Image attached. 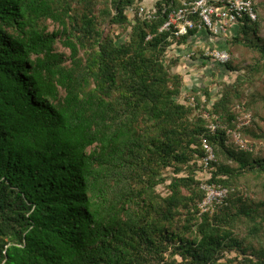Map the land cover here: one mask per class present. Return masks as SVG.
<instances>
[{
  "label": "trees",
  "instance_id": "obj_1",
  "mask_svg": "<svg viewBox=\"0 0 264 264\" xmlns=\"http://www.w3.org/2000/svg\"><path fill=\"white\" fill-rule=\"evenodd\" d=\"M142 1L0 0V264H264V92L246 94L264 72V0L227 38L236 79L187 100L167 52L198 31L162 29L180 1L151 16ZM238 44L252 62L235 63ZM243 98L248 149L230 141ZM204 141L229 189L213 212Z\"/></svg>",
  "mask_w": 264,
  "mask_h": 264
},
{
  "label": "built area",
  "instance_id": "obj_2",
  "mask_svg": "<svg viewBox=\"0 0 264 264\" xmlns=\"http://www.w3.org/2000/svg\"><path fill=\"white\" fill-rule=\"evenodd\" d=\"M181 4L175 7L169 14V19L162 29H171L176 36L187 34L191 30L198 33L206 31L211 38L215 36H232L239 26V20L249 19L256 21L259 17L256 9V0H177ZM135 8L131 7L129 13L134 15ZM137 12V11H136ZM140 15L151 16L149 9L144 5L139 6ZM198 35V34H197ZM197 48V47H196ZM190 57L196 55L195 47L188 54ZM202 56L209 62L223 65L227 63L231 54L227 48L205 47ZM239 115L235 129L231 133L240 143L238 146L244 149L249 148V142L242 136L241 129L252 121V114L246 109L244 104L236 105ZM212 131L217 129L214 122L209 124ZM204 154L200 161L203 166L198 171V179L201 188L206 192V196L200 203L203 212H213L218 205L222 204L229 194V189L218 182L212 181L213 163L217 161L216 150L208 142H203Z\"/></svg>",
  "mask_w": 264,
  "mask_h": 264
},
{
  "label": "rangeland",
  "instance_id": "obj_3",
  "mask_svg": "<svg viewBox=\"0 0 264 264\" xmlns=\"http://www.w3.org/2000/svg\"><path fill=\"white\" fill-rule=\"evenodd\" d=\"M157 0H143L140 2L141 5H144L147 9L153 8L155 6ZM260 1V0H258ZM260 13L264 18V7L260 8ZM132 16V14H130ZM118 32V31H117ZM261 35L264 36V22L261 29ZM129 33H124L122 38L123 40L128 39ZM207 46V43H200L199 39L194 38L189 43L184 44H174L170 49L168 50V58L167 60L170 61V59L180 58L179 63L172 68L173 72L179 73L183 77V83H184V93L183 97L187 98L191 94V90L195 89L201 93L200 90L205 85H208L210 90L212 91V95L215 99L218 98L220 90L222 89V84L225 82L234 81L237 77L238 72L231 73L229 70H227L225 67H218L213 62H209L206 60L202 54L204 51V48ZM196 49V55H194L195 58L190 57L188 54L190 53L191 49ZM197 47V48H196ZM232 48L233 51V59L235 60V63L238 61H245L244 63L252 62L253 59L256 57V54L250 51L249 49L245 48L243 45L238 44L235 45ZM65 50V49H64ZM258 81L256 84L250 86L246 90V94L250 93L253 90H258L261 92H264V72L261 73L258 76ZM182 97V101H184V98ZM191 97L190 102L193 101ZM240 102H237L240 104H244L246 106V98H243L242 100H239ZM235 105V110L238 111ZM247 109V108H246ZM249 111V110H248ZM251 113V111H249ZM252 114V113H251ZM243 112L240 111V115L242 116ZM253 117V116H252ZM252 122V121H251ZM250 122V124H251ZM232 134V133H231ZM230 141L235 143L236 145H239L240 143L237 141L236 137L233 136V134L230 136ZM249 143L253 142V139L251 137L246 138ZM257 148L261 149L264 153V141H260L257 144ZM172 170L168 169L166 172V175H171ZM159 190L163 193L166 191L165 187L160 185ZM234 255V254H232Z\"/></svg>",
  "mask_w": 264,
  "mask_h": 264
},
{
  "label": "crops",
  "instance_id": "obj_4",
  "mask_svg": "<svg viewBox=\"0 0 264 264\" xmlns=\"http://www.w3.org/2000/svg\"><path fill=\"white\" fill-rule=\"evenodd\" d=\"M195 38L199 39L200 43H207L206 47H220V48H227V38L228 36H215L211 38V36L206 32L202 31L199 32L198 35L195 36ZM218 67L220 64H216Z\"/></svg>",
  "mask_w": 264,
  "mask_h": 264
}]
</instances>
